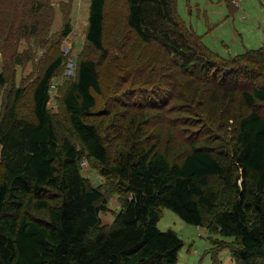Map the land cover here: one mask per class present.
Returning <instances> with one entry per match:
<instances>
[{
  "label": "trees",
  "instance_id": "16d2710c",
  "mask_svg": "<svg viewBox=\"0 0 264 264\" xmlns=\"http://www.w3.org/2000/svg\"><path fill=\"white\" fill-rule=\"evenodd\" d=\"M231 1L227 2L232 5ZM124 2L128 34L120 33L106 45L108 0L89 1L85 40L100 53L99 59L75 58V75L61 99L74 139H60L55 115L48 108L59 70L68 79L63 53L53 54L30 84L32 118L17 112L25 87L16 90L0 117V264H178L183 241L171 229H158L163 208L187 224L217 227L222 236L237 239L234 264H264V116L256 109L264 105V87L242 90L238 105L232 106L231 89L214 82L264 77V50H245L230 60L222 57L221 64L199 35L187 37L191 31L177 18L175 0ZM70 33L66 21L61 39ZM129 35L156 44L171 59L162 60L163 66L159 59L135 56ZM119 54L130 60L114 64ZM106 60L112 85L103 95ZM174 68L182 76L212 80L218 90L222 88L221 101L203 110L206 87H191L192 80L177 81ZM171 102L180 109L201 110H195L203 115L198 131L232 120L236 124L232 148L218 149L205 143L207 137L198 142L193 140L198 132L194 137L191 132L190 145L180 142L178 158L170 160L143 117L154 109L168 112ZM85 156L128 194L109 229L102 227L99 217L103 193L81 173ZM211 177L233 193L230 204L219 210ZM30 204L46 211L44 223L27 218L23 209Z\"/></svg>",
  "mask_w": 264,
  "mask_h": 264
},
{
  "label": "rangeland",
  "instance_id": "374dc122",
  "mask_svg": "<svg viewBox=\"0 0 264 264\" xmlns=\"http://www.w3.org/2000/svg\"><path fill=\"white\" fill-rule=\"evenodd\" d=\"M90 0H0V77L4 83H0V117L5 108L8 107L14 97L16 90L25 87V94L20 98L17 106L19 116L31 119L30 84L39 76L42 68L53 54L63 53L67 62L72 61L76 65L75 58L93 57L99 59L100 53L92 50L85 40L87 30L88 3ZM175 0L174 9L177 18L190 29L187 37L199 39L214 53L218 54V62H224V58H232L242 54L245 50H264V0ZM124 0H108L106 12L105 44L109 45L120 33L124 32L126 8ZM66 21L71 27L70 35L61 39V33ZM129 46L135 47V56L155 58L160 60L163 66L170 60L158 46L153 43L147 45L135 35L128 36ZM60 41V42H59ZM59 42V43H58ZM144 51V52H143ZM112 52V49H111ZM123 52V51H122ZM115 53V52H114ZM113 54V53H112ZM111 54V55H112ZM120 59L114 60V64L125 65L130 59L119 54ZM256 60V56L250 57ZM109 60V59H108ZM69 62V63H70ZM107 60L102 62L106 72L103 76L107 80L102 84L103 95H108L112 79L110 66ZM229 62V61H228ZM109 63V62H108ZM220 64V63H219ZM74 67V66H73ZM218 67H220L218 65ZM222 67V66H221ZM66 68V67H65ZM217 69L216 71H220ZM61 72V70H59ZM60 72L54 79V86L50 93L48 108L55 115L56 129L60 139L69 136L74 139L70 131L66 116L63 112L62 95L69 87L71 78L64 79ZM65 69L63 70V74ZM225 73V72H224ZM214 74V72H213ZM211 75V72H209ZM228 75V74H227ZM74 76V75H73ZM71 76V77H73ZM173 78L182 83L193 81L191 87L205 86V105L218 104L221 101V91L215 87L214 82L231 89L235 98L232 106H237L242 90H251L258 85L264 87V77L232 79H216V81H205V78L195 76H182L178 68H174ZM212 76V75H211ZM66 77V75H64ZM195 79V81L193 80ZM223 82V83H222ZM113 87V86H112ZM202 90V91H204ZM179 91V90H178ZM103 96L101 100H105ZM202 100L203 99H199ZM176 103V102H175ZM174 102L166 106L168 112L157 109L148 111L144 120L152 124L153 136H159L162 148H160L170 160H176V147L185 142L189 146L192 137L196 134L198 142L205 138V143L211 144L218 149H231L236 130V124L232 120L219 122L212 127L204 125L198 131V124L203 118L201 110L190 107H178ZM221 108L222 105L220 104ZM221 108L218 109L221 119ZM179 109L180 111H178ZM257 111L264 116V105H258ZM122 110V109H120ZM172 110L174 112H172ZM191 110H193L191 112ZM198 110L199 112H195ZM143 112V111H142ZM99 118L98 120H100ZM142 119V117H141ZM198 122V123H196ZM186 123V125H184ZM151 128V127H149ZM205 128V129H204ZM204 131V133H202ZM181 132H187L181 135ZM206 132V133H205ZM189 138V140L187 139ZM81 173L87 183L97 187L103 193L105 202L101 205L99 217L104 229L113 225L115 215L120 211L128 194L122 193L115 185L112 177L104 175L102 168L92 159L86 156L80 162ZM210 188L216 192V209H222L233 200V193L229 186L225 185L219 178L211 177ZM27 218L44 223L47 219L45 210L35 209L31 204L23 209ZM157 227L161 231L173 230L183 241V247L178 252V264H234L232 253L239 247L237 239L224 237L217 227L206 229L204 227L187 224L169 209H161L160 219ZM258 263V262H257Z\"/></svg>",
  "mask_w": 264,
  "mask_h": 264
},
{
  "label": "built area",
  "instance_id": "2783aa9c",
  "mask_svg": "<svg viewBox=\"0 0 264 264\" xmlns=\"http://www.w3.org/2000/svg\"><path fill=\"white\" fill-rule=\"evenodd\" d=\"M72 61H74V59ZM72 61H69L70 63L68 62L64 72L68 78H72L71 76L75 75L76 65H74Z\"/></svg>",
  "mask_w": 264,
  "mask_h": 264
},
{
  "label": "bare ground",
  "instance_id": "6f19581e",
  "mask_svg": "<svg viewBox=\"0 0 264 264\" xmlns=\"http://www.w3.org/2000/svg\"><path fill=\"white\" fill-rule=\"evenodd\" d=\"M64 75H66V74L64 73ZM66 77H67V75H66Z\"/></svg>",
  "mask_w": 264,
  "mask_h": 264
},
{
  "label": "crops",
  "instance_id": "0c3cea01",
  "mask_svg": "<svg viewBox=\"0 0 264 264\" xmlns=\"http://www.w3.org/2000/svg\"><path fill=\"white\" fill-rule=\"evenodd\" d=\"M87 5L89 6V3H88ZM88 6H87V7H88Z\"/></svg>",
  "mask_w": 264,
  "mask_h": 264
}]
</instances>
